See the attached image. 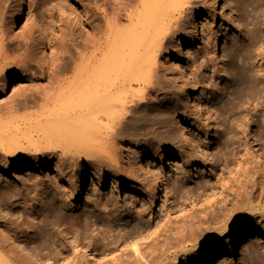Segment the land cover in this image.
<instances>
[{"label":"bare ground","instance_id":"1","mask_svg":"<svg viewBox=\"0 0 264 264\" xmlns=\"http://www.w3.org/2000/svg\"><path fill=\"white\" fill-rule=\"evenodd\" d=\"M231 1L232 13L224 29L240 33L249 27L250 16L245 0ZM75 2L82 9L86 28L79 22H74L70 28L68 19L56 15L52 8L47 10L46 21L49 18L50 24L56 25L59 31V36L52 39L50 56L46 53L45 40L49 22L41 20V26L36 23L22 33L6 27L3 22L0 24V179L15 176L29 180L41 176L46 169L54 170L62 193L71 205V208L63 206L65 212H77L85 202L90 205L99 201L108 195L110 184L115 188L122 183L129 184L134 192L133 201L141 205V214L155 221L150 236L163 232L164 244L160 246L153 238L140 254L144 263L137 260L129 264H229L239 255L243 244L242 250H245L263 241L264 224L257 227V234L246 244L241 243L243 236L234 237L226 245L228 252L214 262L223 237L206 246L208 254L194 263H190L186 255L172 251L187 240L197 241L200 237H216L222 233L245 202L263 207L264 216V172L263 183L253 176L251 184L240 183L234 190L235 203L229 218L212 225L195 216L202 207L198 198H191L186 205L174 193L170 199H160L157 184L149 176L137 182V173L130 165L131 152H137V144L130 138H116V127L125 117L137 112L146 98L156 99L159 80H168V64L175 58V46H182L190 28L197 26L196 13L200 6L211 14L216 12L214 0ZM24 6L21 0L15 12L16 22L18 17L21 19ZM17 84L21 87L9 95V88ZM177 100L171 99V105ZM197 107L198 111L213 108ZM210 118L214 119V114H210ZM260 126L262 124L255 121L248 130L246 146L235 162L234 180L244 173L247 163L261 166ZM212 127L207 128V136L221 130L219 124ZM207 140L206 137L200 144L205 158L178 154L190 166L200 162L205 167L214 166L216 159ZM95 165L98 168L90 181H76L65 174ZM167 174L164 169L159 170L158 179H166ZM218 193L220 197L224 192L220 189ZM205 197L202 196V200ZM0 234L7 243L3 246L6 257L18 264H28L19 254L30 255L35 250L22 244L18 236L6 228H2ZM137 250L138 247L133 251ZM119 254L117 249L104 258L111 262L103 264L119 260ZM171 256L173 259L166 263ZM61 264L70 262L66 260Z\"/></svg>","mask_w":264,"mask_h":264},{"label":"rangeland","instance_id":"2","mask_svg":"<svg viewBox=\"0 0 264 264\" xmlns=\"http://www.w3.org/2000/svg\"><path fill=\"white\" fill-rule=\"evenodd\" d=\"M75 1L24 0L21 19L18 17L16 22L15 12L21 0H0V24L3 22L22 33L36 23L41 26V20L46 21L49 14L47 10L52 8L56 15L68 19V27L79 22L86 28L82 9ZM214 4L213 16L200 6L196 13L197 26L190 28L182 46H175V58L168 64V80H159L156 99L146 98L137 112L125 117L116 127V138H130L137 144V152H131L130 164L137 173L136 181L149 176L157 184L160 199H170L174 193L186 205L191 198H198L202 207L195 216L212 225L229 218L235 203L234 190L240 183L251 184L252 176L263 183L264 172V0H245L250 25L240 33L224 29L232 13V1L214 0ZM189 8L187 5L186 9ZM42 13L45 20L40 17ZM49 20L45 37L48 56L53 50L52 39L59 36L56 25H51ZM101 23L104 24L102 18ZM34 39L37 40V34ZM19 87L17 84L9 88V95L15 94ZM171 99L178 100L171 105ZM199 105L213 108L198 111ZM210 114L215 118L211 119ZM255 121L262 124L259 127L261 166L247 163L244 173L234 180L235 162L246 146L248 130ZM215 124L221 130L207 136V128H214ZM206 137L216 164L205 167L201 162L191 166L185 163L178 152L205 158L200 144ZM97 168L95 165L76 172L69 169L65 174L76 181H90ZM161 169L167 171L166 179H158ZM220 189L224 193L219 197ZM107 191L108 195L94 204L85 205V202L77 212H65L63 206L71 208V205L62 193L54 170L46 169L41 176L29 180L5 177L0 179V232L6 228L22 244L35 250L30 255L19 254L28 264H61L66 260L70 264L110 263L104 258L117 249L120 259L112 264H129L141 261L140 254L153 238L160 246L164 245L163 232L157 233L162 235H156L158 239L150 236L155 221L141 214V205L133 201L134 192L129 184L122 183L117 188L110 184ZM233 217L216 237L187 240L172 251L186 255L194 263L208 254L206 246L223 237L214 262L228 252L226 245L234 237L243 236L241 243L246 244L257 234V227L264 224L263 207L256 203H243ZM3 246L7 243L0 234V264H18L6 257ZM136 247L138 250L134 252ZM243 247L244 244L229 264H264V240L250 249L242 250Z\"/></svg>","mask_w":264,"mask_h":264}]
</instances>
